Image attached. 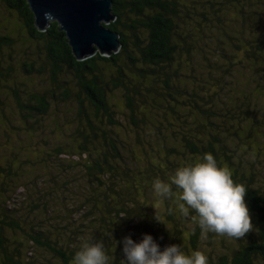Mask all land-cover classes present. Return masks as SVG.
Masks as SVG:
<instances>
[{
  "label": "trees",
  "instance_id": "obj_1",
  "mask_svg": "<svg viewBox=\"0 0 264 264\" xmlns=\"http://www.w3.org/2000/svg\"><path fill=\"white\" fill-rule=\"evenodd\" d=\"M7 2L24 19L30 38L43 49L53 84L43 93H28L25 102L14 90L17 107L26 122L37 126L54 102L75 101L71 104L79 108L77 121H72L74 126L67 134L74 144L72 151L67 149V141L52 150L54 155L79 160L86 180L74 190L70 185H76L81 177L72 181L68 171L54 175L56 183L63 181L66 193L76 195L77 208H81L64 212L54 225L57 230L59 223H64L63 229L73 238L71 245L63 242L67 234L53 238L46 224L37 220L42 206L39 195L22 186L24 197L18 212L4 199L7 183L1 186L0 180V264H39L40 259L35 262L26 257L19 250L22 244L17 247L15 243V248L7 236L19 232L62 264H71L85 238L104 243L110 264H121L125 259L121 242L129 235L139 241L145 233L153 232L165 247L170 236L167 226L153 223L147 210L153 207V181L170 182L181 166L174 156H181L180 147L187 149L190 163L212 153L248 190L252 231L241 239L233 238L227 252L209 258V264H264V185L258 172L256 143L251 140L257 133L254 124H260L256 119L259 108L255 97L243 95L244 89L264 74V0H113L117 19L104 26L120 34L121 51L111 57L97 54L85 61L76 59L57 22L40 32L27 0ZM12 41L0 36V51L11 47ZM34 62L28 73L43 75L45 68L38 70ZM3 76L0 74V80ZM117 95L121 96L122 109L114 100ZM1 112L5 117L4 109ZM168 114L171 120L163 132L164 119L159 116ZM152 128L162 146L148 140ZM121 131L132 133L135 140L127 141ZM154 153L162 164L154 163ZM45 157L53 155L45 153ZM23 161L28 164L29 159ZM178 193L173 185L171 194L162 197L164 215L177 226L173 234L180 233L179 220L173 214ZM76 215L78 220L72 219ZM73 222L78 223L75 226ZM193 228L187 241L198 250L201 229L198 224ZM76 241L80 242L77 247ZM12 246L15 254L10 251Z\"/></svg>",
  "mask_w": 264,
  "mask_h": 264
},
{
  "label": "rangeland",
  "instance_id": "obj_2",
  "mask_svg": "<svg viewBox=\"0 0 264 264\" xmlns=\"http://www.w3.org/2000/svg\"><path fill=\"white\" fill-rule=\"evenodd\" d=\"M0 36H8L13 40L11 47H4L0 51V74L4 75L0 80V169L3 170L0 172V180L2 181L1 186L6 182V187L8 189L7 192L4 193V199L8 200L7 202L10 208H17L19 212V203L24 197L22 193L23 188L21 187H28L30 191L41 197L40 205L42 206L39 210L40 214L37 215V220L42 221L41 223L43 226L46 224V231L53 238L57 236L56 234H67L63 242L66 245H71L73 238L67 233L69 230L63 229L64 223H59V228L57 230H55L54 225L58 224L57 221L59 218L66 215L64 212L69 214L74 208H81H77L78 202H76V195L74 196L70 193H66L65 185L62 183L63 181H58L56 183L54 181L56 178L54 175L68 171L72 181L81 177L82 180L80 179L81 181L76 185H70L74 190H78V186L80 184L83 185L86 179L83 180L84 176H82L80 172V166L78 165L79 160L72 156L69 157V155H54V150H52V148L58 146V143L67 141L69 147L66 148L72 151L70 147L71 144H74L71 142V139L67 137V134L70 135V130L74 126L72 121H77L79 108L77 105L75 107L71 104L75 101L68 103L54 102L49 114L42 117L37 126L31 122H26L21 116L20 110L17 107V102H15L14 90L19 92L21 100L25 102L28 93H43L53 88L49 72L47 71L46 57L43 49L37 45L35 40L30 38L29 30L25 26L24 19L16 10L9 7L7 0H0ZM33 62L36 64L35 68L38 70H40L41 67L43 69L45 68L46 71H44L45 73L43 75L28 73L27 70H32L31 63ZM257 72H259V70H257ZM260 73L263 74V72ZM241 81H244V79L241 78ZM244 87H241V89ZM244 90L246 92L243 95L245 97H255V104L259 108L256 119L260 124H254L253 127L256 128L257 133L256 137L251 135V140L256 143L257 153L259 155L257 156L259 162L258 172L264 182V74L260 78H257L255 83L250 84L249 87ZM114 100L117 105H121L120 108L122 109L123 103L121 96L117 95ZM1 109H4V114L7 119L3 116ZM161 116L164 119V126H161V124L159 126H161L163 132H166V127L168 126L169 120H171V116L169 114L165 116L160 115L159 119H162ZM123 121L126 122L125 119H123ZM149 132L151 133L148 137L149 141L159 142L157 141L158 139L162 140L158 137V133L154 131V128ZM121 134H123L129 142L135 140V135L130 132L127 134V132L121 131ZM45 140H48L49 143L46 144L44 142ZM159 145L162 146L163 143L159 142ZM135 150L137 152L142 151L141 148L137 147H135ZM157 150L163 153L161 147H158ZM180 150L181 156L174 155L176 157L175 161L181 166L189 164L191 159L187 149L180 147L179 151ZM45 153L53 155V158L46 159ZM248 153L249 156H252L251 154L253 152L250 150ZM19 154L21 160L19 159ZM154 154V163L162 164L163 162L160 160L158 153ZM244 154H246V152ZM174 156L172 159H174ZM24 159H29L28 164H25V161H23ZM164 168L168 173L169 169L167 170L166 167ZM19 172H22V178L19 177ZM34 173L40 175L37 177ZM30 174V178L33 179V184L30 183L31 179L29 180L28 177ZM263 182H261L262 185H264ZM178 191L179 193L176 194L177 197H179L181 190L178 189ZM28 193L29 191H26L25 195ZM55 193H58L56 196L60 197H56ZM150 193H148V195H151L153 191L151 194ZM66 194L68 196H66ZM150 197L153 207L147 210V212H149L151 221L153 223L158 222L155 219L157 213L161 221L158 223H163V225L167 226V231L170 234L169 238L165 240V246L176 244L183 246L184 251L195 250L187 239H189L188 232L194 230L193 227L198 224L197 221L193 219L196 213L194 212V214L190 213L189 216H184L178 208L179 200L173 201V214L174 217L179 220V231L180 233L185 231L183 234L179 233L181 235L179 237V234H173L176 233V224L170 222L164 215V198H157L154 193ZM9 199H11V201H9ZM157 201H160L158 206ZM153 208L155 211H151ZM64 217L66 218V216ZM78 218L79 216L76 215V218L72 219L78 220ZM50 219L54 220L52 221ZM77 223L78 222H73L75 226ZM136 230H138V228ZM27 232L32 235V231L29 230ZM157 233H160V231H157ZM151 235L156 236L153 232H151ZM7 236L11 239L15 248L22 244L19 250L24 252L25 256L32 261L36 262L40 259L41 262L39 261V264H62L53 254L39 247L37 244H33L34 242H32V240H28V237L24 233L19 232L18 235L12 233ZM184 239L186 241H184ZM232 240L234 241L233 238L211 232L206 235L200 234L198 250L204 251L208 258H216L217 255H222L227 252L225 248L233 245ZM15 243H18L17 247ZM79 243V241H76L75 247H77ZM14 247L13 250L10 249L12 253H14ZM28 258L26 259L29 260Z\"/></svg>",
  "mask_w": 264,
  "mask_h": 264
},
{
  "label": "clouds",
  "instance_id": "obj_3",
  "mask_svg": "<svg viewBox=\"0 0 264 264\" xmlns=\"http://www.w3.org/2000/svg\"><path fill=\"white\" fill-rule=\"evenodd\" d=\"M180 189L178 208L184 216L191 211L201 234L215 233L241 239L253 229L252 215L246 202L248 190L233 179L228 167H222L212 153H205L197 162L178 167L170 182L156 179L152 191L157 198L167 197L172 186ZM160 201H157V206ZM155 219L161 222L157 216ZM125 259L121 264H209L204 251H184L172 244L161 247L151 234L145 233L139 241L131 235L121 242ZM71 264H110V257L102 241L85 238Z\"/></svg>",
  "mask_w": 264,
  "mask_h": 264
},
{
  "label": "water",
  "instance_id": "obj_4",
  "mask_svg": "<svg viewBox=\"0 0 264 264\" xmlns=\"http://www.w3.org/2000/svg\"><path fill=\"white\" fill-rule=\"evenodd\" d=\"M35 25L46 32L53 22L66 33L78 61L121 51L120 34L104 26L116 21L113 0H28Z\"/></svg>",
  "mask_w": 264,
  "mask_h": 264
},
{
  "label": "bare ground",
  "instance_id": "obj_5",
  "mask_svg": "<svg viewBox=\"0 0 264 264\" xmlns=\"http://www.w3.org/2000/svg\"><path fill=\"white\" fill-rule=\"evenodd\" d=\"M28 1V0H27Z\"/></svg>",
  "mask_w": 264,
  "mask_h": 264
}]
</instances>
